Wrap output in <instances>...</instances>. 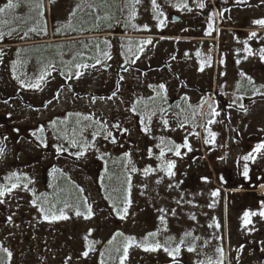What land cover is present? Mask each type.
I'll return each mask as SVG.
<instances>
[{"label": "rangeland", "instance_id": "obj_1", "mask_svg": "<svg viewBox=\"0 0 264 264\" xmlns=\"http://www.w3.org/2000/svg\"><path fill=\"white\" fill-rule=\"evenodd\" d=\"M132 1L128 20L135 34L119 35V43L111 44V55L75 78H64L36 66L31 54L21 53V62L13 67L2 64L0 191L4 195L0 196V248L5 253L7 249L11 256L0 264H68L78 257L85 260L76 263L85 264L84 253L88 255L93 245L106 242L111 233L133 238L137 233L143 235L142 230L147 227L163 231L164 239L168 237L179 247V264L239 263L244 216L257 213L260 194L243 199V212L231 211L228 205L230 242L224 245L220 232L226 228V212H221V208H226L227 201L234 205L239 198L229 194L227 187L217 189L219 194L209 184L211 180H190L195 172L203 176L204 162L199 167L202 157L212 167L231 168L235 159L246 152L251 135L264 140V59L258 49V32L264 27L257 30L261 25L255 23L262 19L261 11L255 7L256 0H229V9L222 13L215 3L226 0ZM12 2L18 7L8 9V0H0V9H5L0 12V44L35 13L41 19L48 17L50 39L12 46L97 37L56 39L53 35L55 23L68 21L76 0ZM173 14L181 18L179 23L172 22ZM210 15L212 25L208 22L207 26L204 21ZM244 24L246 34L235 31L244 28ZM25 35L23 32L20 36ZM125 40L138 41L137 46ZM7 47L0 45V49ZM245 73L250 78L247 84L252 101L242 111H232L227 160L218 164L217 156L198 157L193 129L180 130L179 118L173 112L176 107L169 106L184 98L195 102L196 79L209 87L212 76L213 86L222 81L231 90L234 82L245 79ZM37 81L39 87L34 86ZM202 120L203 114L200 124ZM177 145L182 157L176 155ZM258 149L256 170L264 172V147ZM185 160L195 170L183 171ZM168 164L173 165L172 175L168 174ZM112 175L120 185L127 180L130 200L125 205V197V203H120L109 217L113 211L111 203L102 205L95 187L97 182L105 185ZM62 179L79 186L88 200L97 201L90 208V218L72 204L62 211L67 219L51 218L57 216L55 207L44 201L55 194ZM221 194L223 203L219 200ZM134 204L145 212L135 213ZM77 212L81 214L78 216ZM45 213L49 219L44 218ZM179 231L193 235V240L200 237V246L180 248ZM135 242L127 248L126 258L123 253L114 264H157L151 262V252H143L146 245L140 247ZM222 253L226 262L220 258Z\"/></svg>", "mask_w": 264, "mask_h": 264}, {"label": "trees", "instance_id": "obj_2", "mask_svg": "<svg viewBox=\"0 0 264 264\" xmlns=\"http://www.w3.org/2000/svg\"><path fill=\"white\" fill-rule=\"evenodd\" d=\"M217 3L218 5L220 4L219 8L221 12H224L225 9L228 8V2L226 1L223 4H221V2ZM132 5V0H76L75 9L69 16L68 21L61 25L55 23L53 35L56 39L88 35L97 37L91 39L81 38L71 41L61 40L49 44L40 42L38 44L22 47L12 46L23 42L46 41L50 39L51 31L48 25V17L41 19L39 14L37 15L35 13V15L27 21L26 24L20 27L19 30L17 29L14 33H8L7 41H2L0 44L9 46L0 49V69L3 66V63L12 67L18 65L21 62L19 57L21 53L23 55L31 54L32 60L36 66L43 68L47 72H57L64 78H75L77 74L79 75L87 68L96 65L99 61L104 60L108 55H111V49H113L112 45H114L115 42L119 43L121 40L119 35L124 34L125 36L127 34H135V31L130 27V21L128 20V15L130 14L129 11H131L130 9ZM129 16H131V14ZM1 17L2 16L0 15V18ZM23 32L26 34L24 37L20 36ZM107 35L116 36L108 37ZM10 36L15 38L10 39ZM125 42L131 43L136 47L138 41L125 40ZM77 65H81V67H77ZM82 65H87V67H82ZM173 112H175L177 114L176 117L179 118V109L175 108ZM191 112V109H184L183 111V113H189V115ZM185 162L184 167L191 165L189 161L185 160ZM202 162H204V166L207 165L204 159H202L199 165L200 167H202ZM194 167V165H191L188 171H191V168L193 169ZM191 178L190 181L193 182V174ZM119 185V181H117L115 176L112 175L110 179L105 181V185L103 182H97L95 187L97 190V196H101L100 199L102 205L107 206V204L110 205L109 203H111L113 211H110V214H108L109 217L112 216L113 213H116V207L124 202L125 197H127V202H124L125 205L130 200L127 196L129 192V184L127 180L126 182L122 181L121 185ZM83 193V191H80L79 186L67 179H62L58 183L57 188H55V194L52 193L51 195H48L45 201H43L49 205L50 203L51 205L53 204L57 216L65 207H67V204L69 206L72 204L73 207L82 212L85 217L90 218L91 215L88 216V210L91 206L96 205L97 201H93L94 199L91 200V198L88 200L87 196ZM99 197H97L96 200L99 199ZM133 207L136 209L134 210L135 213L139 214L144 211L139 205L137 206L134 204ZM131 211L132 210H130V212ZM142 233L143 235L137 233V235L133 236L131 246L135 241L136 245L140 247L141 245L154 246L159 244L160 248L158 250L148 251L153 255V261L151 262H156L157 264H179V252L177 253L175 251V249L179 247L175 246L174 242L170 241L168 237L164 239V236L166 235L163 234V231H153L151 228L147 227L142 230ZM126 236L127 235L124 233H111L110 239L106 242L101 243L100 245H93V249H90L88 255H86L87 261L85 264H114L116 259L123 255L125 247L129 244ZM165 249H167V251ZM6 253L0 248V262L5 258L10 259ZM69 253H71V255L75 254L73 251H70ZM84 260L78 257L77 261L72 260V262L70 260L68 264H77ZM183 260L185 261V259Z\"/></svg>", "mask_w": 264, "mask_h": 264}, {"label": "flooded vegetation", "instance_id": "obj_3", "mask_svg": "<svg viewBox=\"0 0 264 264\" xmlns=\"http://www.w3.org/2000/svg\"><path fill=\"white\" fill-rule=\"evenodd\" d=\"M255 7L257 10L261 11V20H264V0H256ZM212 14L213 12L211 15ZM211 15L206 17L207 21H204L205 25L207 26H209V24L212 25V22L210 21ZM208 22L210 23L208 24ZM239 29L240 30L235 31L246 34V24H244V28L242 27ZM259 29H262V26L261 28H257V30ZM258 33L261 35L258 49L262 52V50H264V30H260ZM244 78L245 79L241 78L238 82H234L233 88L231 90H229L230 86L224 84L222 81L219 83V85L216 81L215 85L213 86L212 76L210 77V81L208 83L210 85L209 87L202 86V82H200L199 79H196L195 84L197 85L193 92V97L196 99V101L189 102L186 98H184L183 100H176L171 104L172 107L179 108L180 130L184 131L187 127H191L193 129L192 135L194 136V139L198 145V157L201 158V155H209V157L213 159L215 156H217L218 164L227 160V152L231 150L232 111L240 112L248 107L247 104L249 100L252 101V99H249L248 95L249 90L247 83L249 82V77L247 73H245ZM179 103L182 104V106H179ZM204 108L205 110L203 111L202 109ZM184 109H191L192 112L190 115L189 113H183ZM202 114L203 120L202 124H200ZM210 132L214 134V137L209 135ZM208 136L211 138L210 143L208 141ZM200 137L202 138L203 153L199 142ZM248 141L250 144H246V152L235 159V163L231 167L232 169L229 166L221 167L219 165H215L212 167L209 165L208 160L206 162V158L202 157V159H204V161L207 163V165L204 166L205 171L203 176H201V173L199 175L197 172H195L196 175L193 174V183L195 181L196 183H201L202 181H206L208 179L211 180H207L210 182L209 184L216 187V192H218L217 189L223 190L227 187L229 194H231L234 198H239L237 202H233L235 207H233L234 205L231 201H227L225 206L226 208H221V212H226V228L221 229L220 232L221 236H223L224 245L225 242L227 244L230 242L228 238V205L230 206L229 209L231 211L237 209V212H243L246 205L244 198L255 196L257 193L260 194L257 213L255 215L252 214L249 216V222L245 224V229L241 231L242 234L239 245V251L241 252V255L239 256L238 264H264V215H260L261 212H264V192H262L264 189V172L257 171L255 166L257 156L256 151L258 147L264 146V140L260 136L251 135L248 138ZM251 143L254 146H252ZM244 157H251V159L245 160ZM245 165L248 167L247 177H245L243 174ZM261 166L263 165H259V167ZM189 167L190 166L185 167L184 171H188L190 169ZM195 168L196 167L193 169L195 170ZM213 177L215 178V182H213ZM222 179H224V181ZM218 182L220 186L217 185ZM238 192H245V194L237 195ZM219 200L223 203V194H221ZM220 224H222V219ZM178 235L180 248L181 246L198 247L200 237L195 236L196 239L193 240V235H185L182 231H179ZM180 253L181 250H179V255ZM220 258L225 260L224 254Z\"/></svg>", "mask_w": 264, "mask_h": 264}, {"label": "snow or ice", "instance_id": "obj_4", "mask_svg": "<svg viewBox=\"0 0 264 264\" xmlns=\"http://www.w3.org/2000/svg\"><path fill=\"white\" fill-rule=\"evenodd\" d=\"M153 3H155V0H153ZM200 6L203 7V5H200ZM14 7H18V5H17V4H13L12 0H8L7 8H8V9H12V8H14ZM4 11H5V9H0V12H4ZM255 23L258 24V25L264 26V20H257V21H255ZM251 35H252L253 37H255L257 34H256L255 32H253ZM147 43H151V41H148ZM262 59H264V50H262ZM77 67H81V65H77ZM82 67H87V65H82ZM77 75H78V74H77ZM41 79H43V77H41ZM249 79H250V78H249ZM39 83H40V82L37 81L36 85H34V86H35V87H39ZM161 87H163V85H161ZM209 135L214 137V134L211 133V132L209 133ZM262 147H264V146H262ZM179 148H180V146L177 145V146H176V155H180ZM258 150H259V149H257V151H258ZM0 151H2V150H0ZM244 159H245V160H248V159H251V157H244ZM167 167H168V169H169L168 174H169V175H172V172L170 171V169L173 167V165H172V164H168ZM133 170H135V169H133ZM146 171H149V169H146ZM243 174H244L245 177L248 176V167H247V165H245V167H244V173H243ZM12 187H16V185H13ZM216 194H218V193H214V195H216ZM2 195H4V192H3V191H0V196H2ZM41 211L43 212L44 209L41 208ZM124 211L127 212V209L125 208ZM80 214H81L80 212H77V213H76V215H78V216H79ZM90 215H91V209L89 208V210H88V216H90ZM250 215H252V213H245V216H244V222H245V224H247V223L249 222V216H250ZM260 215H264V212H261ZM44 218H45V219H49V216H48L47 213H45V217H44ZM51 218H52V219H67L68 217L65 216V215H63V212H61V215H60L59 217L53 215ZM86 218H87V217H86ZM150 235H152V234H150ZM128 240H129V244H128V246H131V243L133 242V238H128ZM128 246H126L125 249H124V255H125V258H126V256H127V247H128ZM159 248H160V245H159V244H156V245H154V246H146V247H145V251H149V250H151V251H155V250H158ZM165 250L167 251V249H165ZM179 250H180L179 248L175 249V251H176L177 253L179 252ZM189 250H192V249H189ZM4 251L7 252V249H4ZM221 251H222V250H221ZM7 254H8L9 257L11 256V252H7ZM84 255H87V253H84Z\"/></svg>", "mask_w": 264, "mask_h": 264}, {"label": "water", "instance_id": "obj_5", "mask_svg": "<svg viewBox=\"0 0 264 264\" xmlns=\"http://www.w3.org/2000/svg\"><path fill=\"white\" fill-rule=\"evenodd\" d=\"M172 21L177 24L180 21V18L177 15H173ZM256 138H253V139H256Z\"/></svg>", "mask_w": 264, "mask_h": 264}, {"label": "bare ground", "instance_id": "obj_6", "mask_svg": "<svg viewBox=\"0 0 264 264\" xmlns=\"http://www.w3.org/2000/svg\"><path fill=\"white\" fill-rule=\"evenodd\" d=\"M262 192H264V189L262 190Z\"/></svg>", "mask_w": 264, "mask_h": 264}]
</instances>
